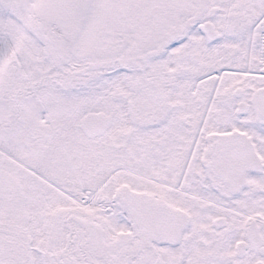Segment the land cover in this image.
I'll return each instance as SVG.
<instances>
[{
	"label": "snow or ice",
	"instance_id": "6c2138e0",
	"mask_svg": "<svg viewBox=\"0 0 264 264\" xmlns=\"http://www.w3.org/2000/svg\"><path fill=\"white\" fill-rule=\"evenodd\" d=\"M0 264H264V0H0Z\"/></svg>",
	"mask_w": 264,
	"mask_h": 264
}]
</instances>
